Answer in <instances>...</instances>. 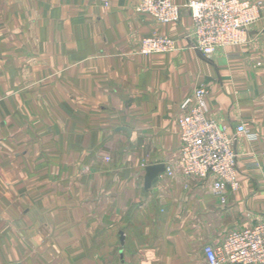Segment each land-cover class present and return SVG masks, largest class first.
<instances>
[{"label": "crops", "instance_id": "crops-1", "mask_svg": "<svg viewBox=\"0 0 264 264\" xmlns=\"http://www.w3.org/2000/svg\"><path fill=\"white\" fill-rule=\"evenodd\" d=\"M173 1L162 23L139 0H0V264H204L205 245L264 220V18L205 57L191 0ZM148 35L174 48L142 54ZM200 100L234 138L236 188L166 173Z\"/></svg>", "mask_w": 264, "mask_h": 264}, {"label": "built area", "instance_id": "built-area-1", "mask_svg": "<svg viewBox=\"0 0 264 264\" xmlns=\"http://www.w3.org/2000/svg\"><path fill=\"white\" fill-rule=\"evenodd\" d=\"M185 6L193 20L192 47L205 57L217 46L234 47L245 43L248 27L264 18L261 0H191ZM138 7L162 23L180 19L181 7L173 0H139ZM173 48L174 40L166 35H148L139 44L142 54ZM204 94L205 89L199 88L195 96L202 98ZM190 103L191 98H186L181 108H187ZM203 107L200 100L176 120L179 146L173 162L165 167L166 173L171 174L175 167L185 176H214V186L218 189L227 185L236 188L238 154L231 147L234 138L208 118ZM245 130L243 125L237 127L239 132ZM260 157L264 159V152ZM246 158L249 164L259 165L254 154ZM203 251L204 264H264V220L227 232L219 243L207 244Z\"/></svg>", "mask_w": 264, "mask_h": 264}, {"label": "water", "instance_id": "water-1", "mask_svg": "<svg viewBox=\"0 0 264 264\" xmlns=\"http://www.w3.org/2000/svg\"><path fill=\"white\" fill-rule=\"evenodd\" d=\"M163 170H164L163 164L150 165L146 167L144 186L148 188L152 183H154L158 179V173Z\"/></svg>", "mask_w": 264, "mask_h": 264}]
</instances>
